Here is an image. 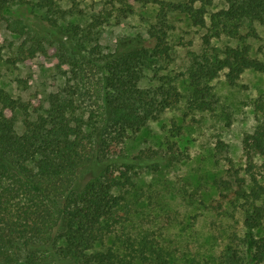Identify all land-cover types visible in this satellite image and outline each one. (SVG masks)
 <instances>
[{
	"label": "trees",
	"instance_id": "16d2710c",
	"mask_svg": "<svg viewBox=\"0 0 264 264\" xmlns=\"http://www.w3.org/2000/svg\"><path fill=\"white\" fill-rule=\"evenodd\" d=\"M67 1L68 7L57 0H0V26L24 37L6 61L24 63L39 53L56 59L61 76L44 98L14 97L0 88V264H264V94L251 100L256 124L242 136L240 162L226 155L224 173L214 181L209 207L233 209L213 258L180 262L156 238L122 226L133 174L188 156L173 138L133 151L128 139L182 100L184 116L212 111L218 98L211 80L219 75L235 85L246 70L264 74V60L251 55L240 32L245 20L264 25V0H221L225 6L213 11L220 0H104L88 16L77 0ZM136 4L156 7L146 37L105 47L103 25L121 22ZM21 7L47 14L28 22L15 15ZM173 12L205 32L201 50H188L184 68L166 74ZM222 35L238 43H211ZM258 52L264 58V44ZM146 70L156 84L141 85ZM217 144L227 152L222 140ZM111 235L116 240L108 244Z\"/></svg>",
	"mask_w": 264,
	"mask_h": 264
},
{
	"label": "rangeland",
	"instance_id": "374dc122",
	"mask_svg": "<svg viewBox=\"0 0 264 264\" xmlns=\"http://www.w3.org/2000/svg\"><path fill=\"white\" fill-rule=\"evenodd\" d=\"M57 1L62 7L71 5L67 0ZM77 1L85 16L104 6V0ZM224 6L223 1H215L209 11ZM46 14L40 8H34L31 12L21 7L15 12L17 17L28 22ZM155 14V6L136 4L134 12L121 22L115 23L112 19L103 25L101 43L109 49L115 48L117 43L124 47L133 45L139 35L146 37L145 30L154 21ZM206 17L208 22L209 15ZM169 21L173 25L168 37L173 59L163 73L173 74L187 64L188 50H201L200 37L205 29L192 26L187 15L179 12L171 13ZM240 32L251 46V55L264 60L258 52V47L264 44V25L245 20ZM23 38L7 30L3 24L0 26V88L14 97L27 99L36 94L44 98L52 90V85L61 81L56 59L38 53L24 63L10 65L6 58L17 51ZM211 43L218 46L236 45L238 40L222 35L213 38ZM48 51L52 52L53 48L48 46ZM150 76L151 72L146 70L141 85L156 84ZM176 83L185 92L183 82L177 80ZM211 84L218 98L212 111H193L184 116L182 100L164 110L157 121L149 122L128 139V147L133 151L144 146H162L166 138H173L188 154L186 159L158 171L142 168L133 174V183L127 192L128 219L122 225L132 234H147L156 238L180 262L193 258L200 261L211 259L225 242L227 229L232 222L229 213L233 208L228 206L229 212L225 213L209 207L216 195L214 181L224 173L226 155L231 156L236 164L240 162L242 136L256 124L251 100L264 94V74L246 70L235 85H229L224 76L219 75L211 80ZM174 123L180 127L178 133L175 132ZM219 139L227 145V152L219 150ZM115 240L111 235L106 243L111 244Z\"/></svg>",
	"mask_w": 264,
	"mask_h": 264
}]
</instances>
